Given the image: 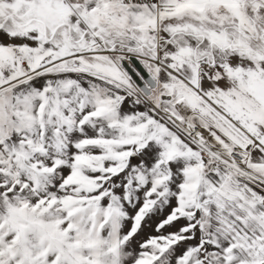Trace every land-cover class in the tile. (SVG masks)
Returning <instances> with one entry per match:
<instances>
[{
	"label": "snow or ice",
	"instance_id": "6c2138e0",
	"mask_svg": "<svg viewBox=\"0 0 264 264\" xmlns=\"http://www.w3.org/2000/svg\"><path fill=\"white\" fill-rule=\"evenodd\" d=\"M0 264H264V0H0Z\"/></svg>",
	"mask_w": 264,
	"mask_h": 264
},
{
	"label": "rangeland",
	"instance_id": "374dc122",
	"mask_svg": "<svg viewBox=\"0 0 264 264\" xmlns=\"http://www.w3.org/2000/svg\"><path fill=\"white\" fill-rule=\"evenodd\" d=\"M150 223H154V222H150ZM148 234H155V233L153 232L152 228L146 227L141 238H145Z\"/></svg>",
	"mask_w": 264,
	"mask_h": 264
}]
</instances>
